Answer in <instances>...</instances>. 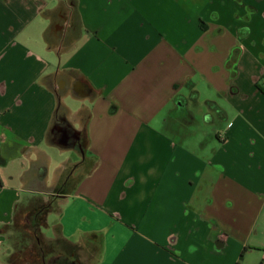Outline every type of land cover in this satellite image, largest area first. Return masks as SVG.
Listing matches in <instances>:
<instances>
[{
    "label": "crops",
    "instance_id": "0c3cea01",
    "mask_svg": "<svg viewBox=\"0 0 264 264\" xmlns=\"http://www.w3.org/2000/svg\"><path fill=\"white\" fill-rule=\"evenodd\" d=\"M43 206L55 264H262L264 0H0V264Z\"/></svg>",
    "mask_w": 264,
    "mask_h": 264
},
{
    "label": "rangeland",
    "instance_id": "374dc122",
    "mask_svg": "<svg viewBox=\"0 0 264 264\" xmlns=\"http://www.w3.org/2000/svg\"><path fill=\"white\" fill-rule=\"evenodd\" d=\"M37 211L38 208L31 210V213L23 210L17 216L13 226L12 235L15 236L12 240L13 245L6 256L7 264H55L59 261L57 256L53 257V255L58 253L62 242L47 238L45 235L48 234L47 230L43 231L45 234L40 229L34 231ZM39 216H45V213H40Z\"/></svg>",
    "mask_w": 264,
    "mask_h": 264
},
{
    "label": "trees",
    "instance_id": "16d2710c",
    "mask_svg": "<svg viewBox=\"0 0 264 264\" xmlns=\"http://www.w3.org/2000/svg\"><path fill=\"white\" fill-rule=\"evenodd\" d=\"M114 110V108H113ZM47 206H43L41 208H38V211L36 213L37 216L35 218V224H34V231L37 232V229H40L42 224L44 223L45 217L44 216H39L40 213H45L47 211Z\"/></svg>",
    "mask_w": 264,
    "mask_h": 264
}]
</instances>
